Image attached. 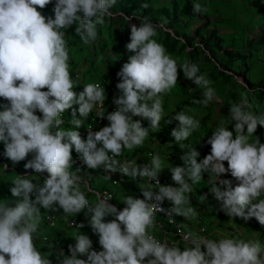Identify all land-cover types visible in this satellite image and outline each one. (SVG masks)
<instances>
[{"label":"clouds","instance_id":"clouds-1","mask_svg":"<svg viewBox=\"0 0 264 264\" xmlns=\"http://www.w3.org/2000/svg\"><path fill=\"white\" fill-rule=\"evenodd\" d=\"M115 2L0 0V155L13 165L24 160L23 167L32 169V174L47 173L42 184L34 183L27 174L18 175L10 187L17 199L12 204L0 203V264H52L37 251L33 238L40 210H56L57 205L65 214L83 210L102 246L94 250L89 236L80 232L74 236L75 243L68 245L69 255L59 251L58 264H264V247L259 241L213 240L188 232L179 233L186 242L181 247L161 242L148 231L157 212H164L170 222L175 215L195 218L196 210L184 206L189 202L185 194L192 191L189 182H199L204 172L210 178L208 191L219 202L221 211L230 218L255 217L264 225V143L258 138L249 142L257 125L264 127V115L246 111V98L229 107L232 130L221 126L207 138L209 154L199 162L195 148L181 155L183 164L170 168L173 184H160L157 179L163 169L159 155L152 156L150 165L139 166L114 159L122 149L141 145L149 128H159L163 111L160 94L176 85L178 67L185 78L203 89V99H194L193 103L208 104L215 97L210 81L197 74V65L178 66L163 45L153 39L156 33L150 21L130 26L125 49L132 54L116 73L118 95L113 103L117 107L97 114L109 123L98 130L89 128L86 138H81L80 118H87L94 107L104 105L105 88L87 83L81 91L73 90L67 41L61 30L75 24L81 40H94L96 26L112 15L110 9ZM49 3H53V15L46 17L38 9ZM200 10V4L193 5V11ZM67 109H71L69 123L75 127L62 130L61 117ZM133 116L148 120L149 125L142 126ZM171 119L179 122L170 132L177 143L199 127V121L183 111ZM73 149L88 169L103 167L108 174L148 177L159 187L154 191L151 185H141L142 198L125 196L121 200L125 206L120 210L108 203L110 196L97 194V201L90 204L78 186L79 177L70 171ZM29 154L31 158L26 160ZM223 161H227V168ZM225 172L239 183L232 186L228 179L218 180ZM206 197L200 195L201 201ZM164 200L170 202V207L162 206ZM110 215L114 218L104 219ZM83 226L78 224L79 228Z\"/></svg>","mask_w":264,"mask_h":264},{"label":"rangeland","instance_id":"rangeland-1","mask_svg":"<svg viewBox=\"0 0 264 264\" xmlns=\"http://www.w3.org/2000/svg\"><path fill=\"white\" fill-rule=\"evenodd\" d=\"M118 2L119 0H116L114 7ZM133 2L136 3L135 10L138 12L134 19L131 17H126V20L118 18L116 14L119 11L114 10L113 7L110 10L112 15L105 16L103 24L96 26L97 36L94 40L88 42L81 40L75 31V24L61 30L64 31V39L67 41L69 72L74 81L73 90L76 92L81 91L83 85L93 83L97 79H107L111 83L115 80L117 83L119 79L116 76L117 71L132 54L125 49L126 43L130 40V26L135 24L139 27L140 23L145 21L153 22L156 33L153 39L163 45L166 53L175 59L178 66L184 63L198 66L197 74L204 75L210 81L209 86L214 89L215 93L214 99L208 104L193 103L194 99H203V89L185 78L182 69L178 67L176 85L160 94L163 111L159 128H149L148 136L141 145L130 150L122 149L140 160H151L153 155H159L163 169L158 174L171 177L170 168L183 164L180 159L183 153L195 148L199 152L197 157L199 162L210 153L211 146L206 143V140L213 130L221 126L232 130L234 121L229 122L228 120L229 107L232 104L240 103L246 98L249 105L246 111H251L255 115H264V43L261 39L264 33V0H133ZM197 3L201 6L200 12L193 11V5ZM131 10L134 11L132 8ZM153 19H157L158 22ZM165 31L170 35H166ZM207 38L211 44H207ZM241 69H247V74H242ZM224 70H228L230 74H224L222 72ZM181 111L197 119L199 127L193 130L187 139L177 143L170 132L179 122L172 120L171 117ZM36 114L40 115L38 111ZM94 115L95 107L87 118H80L82 125L86 127L84 132L81 126L78 129L82 139L86 138L89 128L93 130L100 128L91 121ZM138 117L144 122L145 127L149 125L148 120ZM61 119L63 123L59 127L62 130L74 129L75 126L69 123L71 109L65 110ZM167 120H171V123H166ZM257 138L264 143V127L259 124L254 134L249 135V142H255ZM2 151L3 144L0 143V152ZM74 153L76 152L73 149L72 155ZM30 158L31 154L26 157V160ZM2 159L3 161L0 157V203L12 204L17 199L10 192L12 181L18 178V175L29 172L30 169L23 167L24 160L13 165L7 158L2 156ZM8 163H11L12 167L8 166ZM223 163L226 167L227 161ZM3 165L6 167L4 168ZM70 171L76 173L79 178L83 175L99 174L96 177L106 179L99 180L89 177L93 187L104 185L111 188L114 183L110 182L109 178L120 179L118 175L122 176L119 172H116L118 175L114 172L108 175L97 169H79L74 165H71ZM222 176L223 173L218 180L222 179ZM44 178L42 173L39 175L33 173L29 177L37 184H42ZM209 179L208 173L204 172L199 182L195 184L189 182L192 191L185 194L189 202L184 206L194 208L197 215L191 219L177 215L178 220L182 224L189 223L193 227L206 226L209 239L232 238L259 241L264 247V225H261L255 217H250L245 220V224H242L236 217L230 218L221 211L219 202L208 191L211 186ZM128 182L130 181H126ZM125 186L129 189L125 196H137L136 192L132 191L134 187H138L136 181ZM122 193L123 188L120 190V196ZM202 194H207L203 201L200 199ZM116 197L115 193L114 203L123 205L124 202L118 199L116 203ZM41 211L40 228L33 238L34 246L43 257L52 260V264H57L58 258L53 252L55 247L50 246L61 242L65 244L66 240L64 236L55 232L51 240L52 245L40 242L44 237H50L48 235L50 227L47 228L41 222L44 209L42 208ZM87 219L88 217L84 218L86 225L83 230H67L73 236L80 232L88 234L91 241L95 240L98 243V235L93 233L90 225L87 224ZM59 227H61L60 223ZM37 238H40V241H36ZM54 240L59 243L56 241L55 244ZM70 243H75L74 237L69 242L67 241L68 245ZM179 245L183 247L185 243ZM99 247L102 246L99 245Z\"/></svg>","mask_w":264,"mask_h":264},{"label":"built area","instance_id":"built-area-1","mask_svg":"<svg viewBox=\"0 0 264 264\" xmlns=\"http://www.w3.org/2000/svg\"><path fill=\"white\" fill-rule=\"evenodd\" d=\"M99 80H103V81H99ZM93 83H98L101 87L105 88V94L107 92L106 98L104 100V105L95 107V115L91 118V121L95 124V126L97 127H103L105 126L108 121L105 118L102 117H97V114L100 112H111L113 110H115V108L117 107L114 103H113V97L118 95V90L116 88V82H109L105 79H97L96 81H94ZM129 115H131V113H129ZM135 117V116H133ZM132 117V118H133ZM99 146V145H98ZM74 155V156H73ZM73 156V160L74 163L72 165H74L75 167L79 168V169H87V170H91L86 168L85 165L82 164V162L77 158V154L74 153ZM114 159H116L117 161L124 163V162H132V163H137V165H144V164H149L150 165V161L149 159H136L132 156L131 153H127L125 151L122 150L121 154L118 156H115ZM97 170L99 171L100 169L97 168ZM32 169H30L29 172H25V174L29 175V177H31L32 174ZM42 176L46 178L47 173L46 172H41ZM24 174V175H25ZM40 174V173H38ZM28 177V178H29ZM130 177V176H129ZM141 179L145 186L147 187L148 185H151L153 190L156 191L155 188H158L159 185L156 184L155 180L149 179L148 177H144V178H139ZM158 181L160 184H173V181L171 179L170 176H164V175H159L157 177ZM112 182L114 183V185H120L121 181L120 179H117L115 177H112ZM79 188L82 192H84L86 198L89 200L90 204H94L97 201V194H99L101 197H107L110 196L112 197L108 203L114 204V199H115V191L112 189H107V188H102V189H97L95 187H92L91 184L88 181H84L82 180V178H79ZM176 186V185H174ZM140 198H142V193L140 192ZM162 206L163 207H170V202L167 200H164L162 202ZM117 209L120 210L121 208H119L116 205ZM83 211V210H82ZM84 213V211H83ZM62 214V209L59 208V206H56V210H48L45 213V220L47 222V225L50 226V228L54 229L57 232L61 231L60 227H59V217ZM114 217H112L111 215L108 217H105V220H111ZM83 223V227L79 228L78 224ZM86 225V221L84 220V218L76 215L73 213L72 216H70L67 221H66V228L67 229H73V230H78L81 231L85 228ZM123 227V226H122ZM148 231L159 241L161 242H167L168 244H181V243H186L182 240V237L179 233H188V232H192V233H196L197 235L200 236H204L206 238L207 237V233H208V229L206 226H200V227H193L191 224L187 223V224H182L179 220L177 215L174 216V218L172 219V222H170L169 217L164 213V212H157L154 216V224L148 229ZM52 238L51 237H44V241L45 242H49L51 241ZM35 241H33L34 243ZM70 244H74V243H70ZM92 248L94 250H101V248L99 247L98 243L95 240H92ZM66 252H69V249H66ZM84 258V257H82Z\"/></svg>","mask_w":264,"mask_h":264},{"label":"trees","instance_id":"trees-1","mask_svg":"<svg viewBox=\"0 0 264 264\" xmlns=\"http://www.w3.org/2000/svg\"><path fill=\"white\" fill-rule=\"evenodd\" d=\"M53 3H54V0H53ZM53 3H49V4L46 5L43 9H38V10H40V11L42 12L43 15H46V16L53 15V12H52ZM113 7H114V4L111 6V9H110V10H112ZM136 7H137V6H136V3H134L133 0H119L118 4L115 5L114 10L117 9V10L119 11V13L116 14V15H117V17L120 18V19H124V20H126V17H131L132 19H134V16H137V15H138V12L135 10ZM131 8H132L134 11H132ZM121 12H122V13H121ZM124 13H125V14H124ZM153 20H154L155 22H158L157 19H153ZM151 23L153 24V22H151ZM153 25H154V24H153ZM163 31H164V30H163ZM165 34H166V35H170V33L167 32V31H165ZM261 39H262V42L264 43V33L262 34V38H261ZM206 42H207V44H211L210 41H209V38L206 39ZM225 68L228 69L227 66H225ZM222 72H223L224 74H227V73L230 74V72H229L228 70H224V71H222ZM220 73H221V72H220ZM241 73H242V74H247V69H245V70L241 69ZM228 74H227V75H228ZM105 80H107V79H105ZM113 82H116V81L114 80ZM133 119L136 120V119H139V117H138V116H135V117H133ZM139 120L141 121L142 126H145V125H143L144 122H143L141 119H139ZM83 123H84V121H83ZM81 130H82V132H84V131L86 130V127H85L84 124L81 125ZM0 153H1V152H0ZM0 157H1V160L3 161L1 155H0ZM8 166L12 167V164H11V163H8ZM225 168H227V166H226ZM222 179H228V180H230L232 186H235L237 183H239V181H237L234 177L231 176L230 172H225V173H223ZM130 184H133V181H130V182L126 183V185H130ZM245 211H247V207H246ZM236 218H237V220H238L240 223L245 224V220H244L242 217H236ZM57 233H59L60 235L64 236L63 233H62V231H59V232H57ZM64 239L66 240L65 244L62 243V242L59 243V242L56 240L57 243H59V244H58V245H55V246H50V247H55V250H53V252L56 253L55 256H56L58 259H60L59 251H60L61 249L63 250V252H64L65 255H69V254H70L69 252H66V249L68 248L67 241L69 242V240H68V238H67L66 236H64ZM65 240H63V241H65ZM36 241H40V238H37ZM54 241H55V240H54ZM56 241L54 242L55 244H56ZM40 242H42V243H44V244L52 245V242H53V241H49V243H47V242L44 241V239H41ZM34 244H35V243H34ZM57 264H58V263H57Z\"/></svg>","mask_w":264,"mask_h":264},{"label":"crops","instance_id":"crops-1","mask_svg":"<svg viewBox=\"0 0 264 264\" xmlns=\"http://www.w3.org/2000/svg\"><path fill=\"white\" fill-rule=\"evenodd\" d=\"M134 155V154H133ZM100 170H99V172H105L104 171V169H103V167H100L99 168ZM115 173V175H118L116 172H114ZM105 174H108V173H106L105 172ZM110 174H112V173H110ZM39 175V174H38ZM99 174H96V175H92V176H85V175H83V177H81L82 178V180H84V181H88L90 184H91V181H90V178L89 177H94L93 179H101V180H106L105 178H100V177H96V176H98ZM109 175V174H108ZM118 177L120 178V181H122L121 182V184L120 185H113V187H105L104 185H102V186H96L95 188H97V189H102V188H107V189H112V190H114L115 191V193H116V203H117V199L118 200H122L124 197H125V193L127 192V191H129V189L128 188H126V181H133V182H135L136 181V183L138 184V187L136 186V187H134L133 189H132V191L133 192H136V194H137V196L136 197H140V190L138 189V188H141V185H143V186H145V184H144V182L141 180V179H138V178H132V177H129V176H119L118 175ZM109 178V177H108ZM110 179V182H112V178H109ZM91 186H92V184H91ZM93 187V186H92ZM146 187V186H145ZM121 188H123V193L121 194V196H120V190H121ZM121 202H123V201H121ZM118 205V204H117ZM119 206V208H123L125 205L123 204V205H118ZM48 210H46V209H44V211H43V214H42V217H41V222L44 224V226H46L47 228L48 227H50L49 225H47V222H46V220H45V213L47 212ZM42 211L40 210V213H41ZM73 214H65L64 212H62V214L60 215V217H59V223H60V226L61 227H63V228H61L60 227V229H61V231H62V233H63V235L64 236H66L69 240H71V238L72 237H74L73 235H72V233H70L68 230H67V228H66V220H67V217H69V216H72ZM76 215H78V216H80V217H82V218H86V216H85V214L83 213V212H79V213H77ZM40 224V223H39ZM65 224V225H64ZM38 228H40V225H38ZM56 231L55 230H53V229H51L50 228V232H49V234L48 235H50V237L52 238V236H53V234L55 233ZM88 235V234H87Z\"/></svg>","mask_w":264,"mask_h":264}]
</instances>
